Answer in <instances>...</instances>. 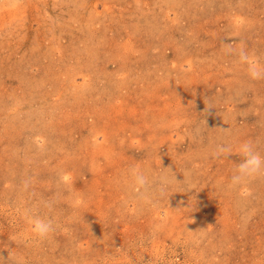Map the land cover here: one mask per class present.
I'll list each match as a JSON object with an SVG mask.
<instances>
[{
  "label": "rangeland",
  "instance_id": "1",
  "mask_svg": "<svg viewBox=\"0 0 264 264\" xmlns=\"http://www.w3.org/2000/svg\"><path fill=\"white\" fill-rule=\"evenodd\" d=\"M242 47L264 66V0H0V264H264ZM160 161L181 182L148 203L129 169Z\"/></svg>",
  "mask_w": 264,
  "mask_h": 264
},
{
  "label": "clouds",
  "instance_id": "2",
  "mask_svg": "<svg viewBox=\"0 0 264 264\" xmlns=\"http://www.w3.org/2000/svg\"><path fill=\"white\" fill-rule=\"evenodd\" d=\"M231 51V46H225ZM239 62L246 65L248 75L252 80L264 79V66H262L253 56H251L243 47L238 53ZM225 131V129H221ZM230 146L220 145L217 147L214 155L219 158L222 155L230 153ZM238 152L243 157L237 165L235 174L231 178V184L237 186L243 184L264 172V157H261L256 151L251 141H246L238 146ZM131 186L134 191L148 203H151V197L154 194L164 195L169 187L181 181H177V174L171 166L161 167L160 172L155 177L146 175L143 170L133 166L129 169ZM33 234L39 239H46L53 231L54 226L51 220L34 217L31 220ZM11 255V253H9Z\"/></svg>",
  "mask_w": 264,
  "mask_h": 264
},
{
  "label": "bare ground",
  "instance_id": "3",
  "mask_svg": "<svg viewBox=\"0 0 264 264\" xmlns=\"http://www.w3.org/2000/svg\"><path fill=\"white\" fill-rule=\"evenodd\" d=\"M84 54V53H83ZM39 95V94H38Z\"/></svg>",
  "mask_w": 264,
  "mask_h": 264
}]
</instances>
